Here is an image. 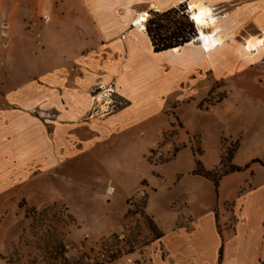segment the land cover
<instances>
[{"label": "rangeland", "instance_id": "374dc122", "mask_svg": "<svg viewBox=\"0 0 264 264\" xmlns=\"http://www.w3.org/2000/svg\"><path fill=\"white\" fill-rule=\"evenodd\" d=\"M17 1L0 11V108L25 76L51 67V46L58 61L65 52L54 40L67 30L51 29L64 27V0L22 3L26 44ZM177 9L191 18L188 4ZM39 39L53 45L42 49ZM162 87L153 102H135L134 122L108 128L52 171L0 188V264H49L55 242L88 264L174 263L193 231L234 223L238 197L253 195L264 207V64ZM115 92L120 110L125 100Z\"/></svg>", "mask_w": 264, "mask_h": 264}, {"label": "crops", "instance_id": "0c3cea01", "mask_svg": "<svg viewBox=\"0 0 264 264\" xmlns=\"http://www.w3.org/2000/svg\"><path fill=\"white\" fill-rule=\"evenodd\" d=\"M24 1L18 0L16 8L23 15L19 38L26 44ZM5 2L0 0V11ZM182 3L208 7L215 20L203 30L221 42L206 47L212 39L201 37L197 28L177 52H154L145 22L138 29L136 16ZM62 8L64 27L53 23L51 29L67 30L65 40H54L65 44V52L58 61L51 46V67L25 76L0 108V188L52 171L60 157L89 149L108 128L134 122L135 102H153L162 86L206 75L221 79L264 64V46L254 53L243 47L247 40L264 38V0H64ZM35 41L42 49L52 44ZM98 84L113 85L125 100L123 108L107 117L93 111L92 89ZM253 197L234 201L231 226L193 231L192 244H180V259L169 264H264V207Z\"/></svg>", "mask_w": 264, "mask_h": 264}, {"label": "trees", "instance_id": "16d2710c", "mask_svg": "<svg viewBox=\"0 0 264 264\" xmlns=\"http://www.w3.org/2000/svg\"><path fill=\"white\" fill-rule=\"evenodd\" d=\"M179 4L178 6H180ZM152 16L145 21V32L148 35L152 49L154 52L163 51L178 47L187 42H190L197 34L194 21L188 18L184 12L179 14L176 7L169 8L165 11H153ZM177 16V17H176ZM238 169L236 166H231L230 171ZM204 176L213 179L215 182L218 177L213 178L211 172L200 171ZM150 228L156 231V225L148 218ZM162 234L156 232V238H160ZM51 262L49 264H88L81 259H69L64 255V245L61 242H55L50 252ZM114 256H109L108 260L112 261ZM102 264V263H101Z\"/></svg>", "mask_w": 264, "mask_h": 264}, {"label": "bare ground", "instance_id": "6f19581e", "mask_svg": "<svg viewBox=\"0 0 264 264\" xmlns=\"http://www.w3.org/2000/svg\"><path fill=\"white\" fill-rule=\"evenodd\" d=\"M189 10L192 20L195 22V24L198 27V34L203 38L212 39L213 36L203 30L204 27H207L209 24H212L215 20V17L213 16L211 10L208 7L198 3H191L189 5ZM147 17H148V13L145 11H143L138 16H136L135 23L138 29H143L144 21L147 19ZM196 17H199V19H195ZM213 39L206 40L207 42L205 43L206 47H208L211 44H219L221 42V40H213ZM263 46H264V38H260L256 40H247L246 44L243 47L248 53H254L255 50H258ZM177 50L178 47L171 48L172 52H177Z\"/></svg>", "mask_w": 264, "mask_h": 264}, {"label": "built area", "instance_id": "2783aa9c", "mask_svg": "<svg viewBox=\"0 0 264 264\" xmlns=\"http://www.w3.org/2000/svg\"><path fill=\"white\" fill-rule=\"evenodd\" d=\"M93 98L99 99L98 102L101 106L100 113L109 114L116 112L121 106L116 98V92L113 85L110 84H98L92 89ZM103 101V102H102ZM102 102V103H101Z\"/></svg>", "mask_w": 264, "mask_h": 264}, {"label": "snow or ice", "instance_id": "6c2138e0", "mask_svg": "<svg viewBox=\"0 0 264 264\" xmlns=\"http://www.w3.org/2000/svg\"><path fill=\"white\" fill-rule=\"evenodd\" d=\"M195 19H199V17H196Z\"/></svg>", "mask_w": 264, "mask_h": 264}]
</instances>
